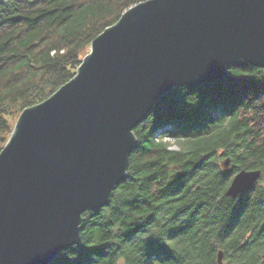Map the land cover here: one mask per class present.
I'll return each instance as SVG.
<instances>
[{
    "label": "trees",
    "instance_id": "1",
    "mask_svg": "<svg viewBox=\"0 0 264 264\" xmlns=\"http://www.w3.org/2000/svg\"><path fill=\"white\" fill-rule=\"evenodd\" d=\"M142 1L0 0V150L21 111L69 81L91 41ZM133 132L126 178L49 264H218V250L223 264H264V67L239 62L174 88ZM241 169L261 176L227 197Z\"/></svg>",
    "mask_w": 264,
    "mask_h": 264
},
{
    "label": "water",
    "instance_id": "2",
    "mask_svg": "<svg viewBox=\"0 0 264 264\" xmlns=\"http://www.w3.org/2000/svg\"><path fill=\"white\" fill-rule=\"evenodd\" d=\"M239 62L264 67V0H145L126 9L69 81L21 111L0 150V264H49L78 244L83 214L110 203L127 175L133 129L160 97L221 80ZM260 176L241 169L225 195L236 198Z\"/></svg>",
    "mask_w": 264,
    "mask_h": 264
},
{
    "label": "rangeland",
    "instance_id": "3",
    "mask_svg": "<svg viewBox=\"0 0 264 264\" xmlns=\"http://www.w3.org/2000/svg\"><path fill=\"white\" fill-rule=\"evenodd\" d=\"M90 51V48H89ZM172 148H176L177 146L175 144L171 145Z\"/></svg>",
    "mask_w": 264,
    "mask_h": 264
}]
</instances>
